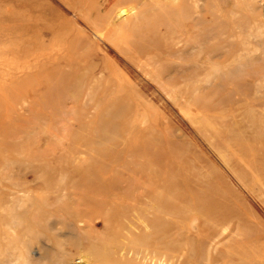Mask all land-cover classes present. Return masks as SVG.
<instances>
[{"label":"rangeland","instance_id":"obj_1","mask_svg":"<svg viewBox=\"0 0 264 264\" xmlns=\"http://www.w3.org/2000/svg\"><path fill=\"white\" fill-rule=\"evenodd\" d=\"M112 1L0 0V264H264V0Z\"/></svg>","mask_w":264,"mask_h":264},{"label":"bare ground","instance_id":"obj_2","mask_svg":"<svg viewBox=\"0 0 264 264\" xmlns=\"http://www.w3.org/2000/svg\"><path fill=\"white\" fill-rule=\"evenodd\" d=\"M108 1H109V0H108ZM114 1H115V0H113L112 3H114ZM105 5H106V4H105ZM108 5H109V4H108ZM66 37H67V36H66ZM58 50H59V49H58ZM192 227H194V225H193Z\"/></svg>","mask_w":264,"mask_h":264}]
</instances>
